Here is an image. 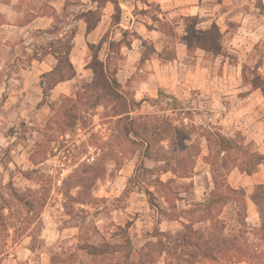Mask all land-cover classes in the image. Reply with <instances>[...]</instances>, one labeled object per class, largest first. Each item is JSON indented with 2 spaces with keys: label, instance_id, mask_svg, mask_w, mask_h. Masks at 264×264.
<instances>
[{
  "label": "rangeland",
  "instance_id": "rangeland-1",
  "mask_svg": "<svg viewBox=\"0 0 264 264\" xmlns=\"http://www.w3.org/2000/svg\"><path fill=\"white\" fill-rule=\"evenodd\" d=\"M92 1L0 0V205L12 206L11 218L16 225L0 237L4 241L0 245L5 244L0 264H123L128 241L139 250L148 241H157L151 237L156 229L177 232L181 228L179 223L153 211L146 195L133 185L131 179L140 161L124 146L122 125L109 118L104 108H92L95 99L84 90L93 81L87 43H98L106 33L107 45L101 50L103 61L109 53V41L124 39L130 45L120 52L115 50L109 70L127 97L142 103L134 116L155 113L159 109L153 101L175 97L185 108L181 118H186V123L215 127L225 136L239 134L256 149L264 146L263 95L242 84L244 65L258 69L264 79V15L256 8V0H232L236 10L229 18L217 10L210 12V7L205 9V15L210 16L200 21L215 19L224 33V54L219 58L208 57L201 51L188 52L183 42L185 23L175 12L167 11L168 27L164 30L154 23L157 7L152 6L149 20L139 5L133 12L134 26L124 37V28L111 25L113 9L108 6L102 25L87 39L83 36L84 24H79L80 34L72 55L77 76L57 85L45 100L41 77L54 67L55 61L49 57L43 64L31 62L24 55L23 46L32 54L36 45H44L51 37L28 25L38 17L58 15L53 5L61 3L70 15L94 8ZM129 17L121 16L124 25H129ZM210 23L199 27L207 29ZM146 26L166 33H150ZM142 40L158 52L165 51L163 57L172 55L174 60L151 55L141 63L145 51ZM79 91L84 94L81 101ZM65 97L78 98L84 124L57 136L48 122L52 108ZM208 154L203 143L192 180L179 182L194 183L193 190L179 189L183 199L177 203L180 209H189L188 203L203 202L212 190L210 168L204 160ZM33 155L43 163L34 166ZM145 167L155 166L146 163ZM170 177L163 175L161 179L167 181ZM228 181L232 187L244 189L247 195L248 233L239 237L244 255L224 253L216 262L202 260L199 264H264V239L254 235L260 218L250 200L256 181L238 170L229 175ZM149 189L157 203L167 207L158 189ZM29 190L38 204V217L32 222L27 209L11 197L13 191L28 195ZM39 204L43 206L40 211ZM5 214L9 215V211L5 210ZM226 214L227 211L221 217L225 219ZM196 227L206 228L208 224ZM232 230L237 231L238 227L228 222L227 233ZM86 245H105L111 254L91 257L83 250ZM165 261L162 258L158 264Z\"/></svg>",
  "mask_w": 264,
  "mask_h": 264
},
{
  "label": "trees",
  "instance_id": "trees-1",
  "mask_svg": "<svg viewBox=\"0 0 264 264\" xmlns=\"http://www.w3.org/2000/svg\"><path fill=\"white\" fill-rule=\"evenodd\" d=\"M108 3L114 6L116 13L113 16V24L118 26L121 21L119 1L93 0L94 8L85 12L68 15L64 8L62 16L54 15L50 29L40 32L49 35L51 39L44 45H36L32 49V54L27 53V47L23 46V53L31 62H43L50 56L55 60L53 69L41 77V89L45 100L50 97V93L57 85L72 81L77 76L71 62L77 34L76 23L84 21L87 26L86 33L90 34L100 23L102 9ZM256 8L264 15L262 0H256ZM154 21L158 22L162 29H167L166 21L157 17ZM182 21L185 23L183 42L188 52L201 51L212 58L223 56V34L215 22L207 29H201L198 17L182 18ZM123 35L125 37L128 33L125 32ZM123 40L109 41V53L105 61L101 59L102 44H87L92 56L90 69L93 73V81L84 90H88L92 95L90 98L95 99L92 108H104L109 118L117 119V123L122 125L123 144L129 148L131 156L138 157L140 161L131 179L133 185L146 195L153 211L181 226L177 232H161L156 229L151 237L157 241H148L139 250L128 241L123 264H158L162 258H166L165 264H199L202 260L216 262L224 253L244 255L239 237L248 233L245 231L247 195L244 189L232 187L228 178L235 170L246 176H253L264 164V155L252 143H246L239 134L225 136L215 127H196L195 124L186 123V118H181L185 108L175 97L164 96L162 100L153 101L159 109L155 113L134 116L133 114L141 109L142 103L137 102L134 97H127L115 74H110L109 70L111 56L116 53L115 50L120 52L122 47L130 46ZM142 46L145 51L141 55V63H145L151 55H157L168 61L174 60L172 55L163 57L165 51L158 52L155 47H148L145 40H142ZM242 84L250 91H261L264 96V79L258 69H250L244 65ZM77 96L79 101L84 99L82 91H79ZM78 98L65 97L52 108L53 115L48 124L49 128H55L57 136L72 132L84 124ZM195 132L200 133L195 134ZM164 143L166 145H163ZM203 143L206 144L209 152L204 160L210 168L213 188L203 202L188 203L186 206L189 209H180L177 203L182 202L183 199L180 197L179 189L193 190L194 183L179 182L192 180ZM31 162L34 166L43 163L36 160L35 155L32 156ZM146 163L153 164L154 169H147ZM163 175H171V177L167 181H162ZM148 186L158 189L164 196L167 207H161L157 203L155 194ZM11 197L27 209L30 214L29 221L32 222L38 217V204L33 199L32 190L28 191V195L13 191ZM250 200L260 218V227L255 229L254 235L264 239V184L255 185ZM42 207L39 204V211ZM5 210L9 211L10 216L5 214ZM225 211L227 214L223 219L221 216ZM12 212L13 208L9 203L0 205V237L4 233L8 234L12 228H16L11 218ZM227 221L236 223L238 230L227 233ZM200 224H208V227L197 228L196 226ZM4 248L5 244H1L0 263L5 255ZM106 248L105 245L98 248L86 245L83 250L91 257H104L111 254ZM249 259L251 260L252 257Z\"/></svg>",
  "mask_w": 264,
  "mask_h": 264
},
{
  "label": "crops",
  "instance_id": "crops-1",
  "mask_svg": "<svg viewBox=\"0 0 264 264\" xmlns=\"http://www.w3.org/2000/svg\"><path fill=\"white\" fill-rule=\"evenodd\" d=\"M118 1H119L120 8L122 7V9H121V16H123V15L130 16L129 17V25H124L123 22H122V20H121L120 21V24L118 26H114V24H113V22H114L113 16L115 15L116 12H115L114 6L112 4H110V3H108L102 9V18H101V21L98 24V26L96 27V29L93 32H91L90 34H87L86 33L87 26H86V24H85L84 21L77 22L76 23L77 34H76V38H75V46H74V49H73L72 54H71V62H72V64H73L72 55H73L74 50L77 47V40H78V36L80 34V29H81L79 27V24H81V23L84 24V33H83V36H84L85 39H87L94 32H97V30L99 29V27L102 25L103 20L105 18V11H106V9H107L108 6H111L112 9H113V13H112V15H110L111 25L113 26V28H119V27L124 28V32L130 31L133 28L134 23H135V18L133 16L134 15L133 12H134V10L136 8H139V5L142 7L141 10L143 11V15L145 17H148V18H149V15H150L149 14V11L152 9V6H156L158 8L157 18H159L162 21H167V11L168 12H171V11L172 12H175V14H178V16H180L181 19L182 18H187V17H198L199 20H201V19H203V17L206 18V17L210 16V15H205L206 14L205 12H208V10H205V9L208 8V7H210V12H212V10H213V12H215V10H217L225 18L232 17L234 10H236V7L233 6L232 0H222V3H219V4L218 3L215 4L214 3L215 2L214 0H133V1L131 0L130 2H126L127 4H124L123 3L124 0H118ZM263 1L264 0H262V2ZM132 2H133V6L131 5ZM59 4L60 5H53V7L58 12V15L59 14L62 15L61 13L64 12V5H63V7H61V3H59ZM124 6L128 10L127 11L128 13H125V10L126 9H124ZM60 7L62 9H60ZM150 19L151 18H149V20ZM131 20H133V21H131ZM209 21H211V23H210V25H211L212 23H214L215 19L207 20V21H205V20L200 21V25L208 24ZM53 22H54V19L52 17L42 16V17H38L34 21H32L28 25V27H34L35 30H37L39 32L46 31V30L50 29V27H51V25H52ZM154 23L156 25L158 24V22H155V21H154ZM146 28H147V26H146ZM147 31H149L150 33L151 32H153V33H161L159 29H155L154 27L153 28L152 27L147 28ZM107 34L108 33H106L104 35V37H106ZM222 34H224V33H222ZM104 37L98 43H95L94 44V45L102 44V49L101 50H103V47L107 45L106 40L104 41ZM47 58H49V57H47ZM45 59H44L43 62H38V63H40V64L45 63ZM263 98H264V96H263ZM258 151L262 155H264V146H263V148H259ZM260 167L261 168H264V164L261 165ZM246 177H248V178H252L253 177L254 180L256 181V185H258V184H264V181L262 180L264 178V171L263 170H260L258 173L254 174L251 177H249V176H246Z\"/></svg>",
  "mask_w": 264,
  "mask_h": 264
}]
</instances>
